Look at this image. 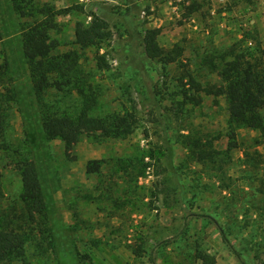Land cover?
<instances>
[{
	"label": "rangeland",
	"instance_id": "obj_1",
	"mask_svg": "<svg viewBox=\"0 0 264 264\" xmlns=\"http://www.w3.org/2000/svg\"><path fill=\"white\" fill-rule=\"evenodd\" d=\"M40 1L58 9L84 6L83 13L58 20L61 53L76 48L78 21L89 24L98 14L108 22V41L78 50L97 87L94 115L128 109L138 128L123 140L85 135L69 155L61 140H48L23 54V21L10 0H0L2 45L17 98L0 134L4 190L9 201L22 194L4 143L27 141L54 234L46 255L29 250L30 264H200L197 250L217 264H264L263 138L240 130L238 148L230 150L225 99L191 90L202 99L195 105L184 97L188 75L204 88L221 86L219 59L228 50H264V0ZM193 3L197 11L190 13ZM150 29H161L164 50L183 48L179 62L147 57L143 38ZM97 55L109 69L96 67ZM196 141L211 158H200ZM91 161L100 162L99 173L87 172Z\"/></svg>",
	"mask_w": 264,
	"mask_h": 264
},
{
	"label": "trees",
	"instance_id": "obj_2",
	"mask_svg": "<svg viewBox=\"0 0 264 264\" xmlns=\"http://www.w3.org/2000/svg\"><path fill=\"white\" fill-rule=\"evenodd\" d=\"M10 1L14 13L23 21L20 25L23 54L47 139L61 140L69 155L73 146L85 135L123 140L134 134L138 118L128 109L122 113L94 115L99 98L97 87L82 70V55L78 50L99 49L102 43L108 41L112 36L108 22L98 14L92 15L89 24L78 21L74 28L76 48L61 53V42L55 34L61 28L58 20L83 13L84 6L76 4L58 9L40 0ZM186 9L190 13L197 11L194 3ZM161 32V29L145 32L143 44L147 57L164 65L179 62L183 48L175 45L171 50H164L159 44ZM2 44L0 27V134L6 130L4 125L12 108L11 103L17 99L10 64ZM219 60L221 86L204 88L192 75H188L190 89L184 91L185 99L195 105L201 103L200 97L189 94L191 90L225 99L229 114L230 150L238 148V132L244 129L257 130L264 143V50L249 49L239 53L232 48ZM95 61L99 70L109 69L105 56L97 55ZM72 100H75L73 104ZM195 143L201 159L212 157V151L201 148L203 146L198 141ZM3 148L21 177L22 194L18 200L7 199L0 167V264H30V249L39 257L38 253L46 255L54 247L47 200L27 141L18 146L4 143ZM87 172L99 173L100 162H89ZM223 236L227 240L225 233ZM195 257L200 264H217L216 257L203 250H197Z\"/></svg>",
	"mask_w": 264,
	"mask_h": 264
},
{
	"label": "built area",
	"instance_id": "obj_3",
	"mask_svg": "<svg viewBox=\"0 0 264 264\" xmlns=\"http://www.w3.org/2000/svg\"><path fill=\"white\" fill-rule=\"evenodd\" d=\"M218 2H220V3H223V2H225L226 0H217Z\"/></svg>",
	"mask_w": 264,
	"mask_h": 264
}]
</instances>
